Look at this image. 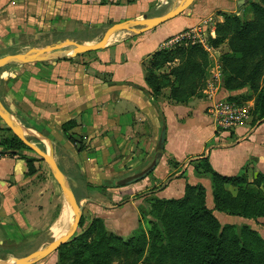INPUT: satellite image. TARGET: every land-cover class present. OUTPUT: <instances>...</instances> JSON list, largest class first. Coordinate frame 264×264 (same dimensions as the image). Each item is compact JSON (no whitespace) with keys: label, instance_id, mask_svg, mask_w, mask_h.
Masks as SVG:
<instances>
[{"label":"crops","instance_id":"1","mask_svg":"<svg viewBox=\"0 0 264 264\" xmlns=\"http://www.w3.org/2000/svg\"><path fill=\"white\" fill-rule=\"evenodd\" d=\"M185 1L0 0V59L68 42L94 45L113 26L142 29ZM218 1L195 0L181 15L141 35L115 32L104 49L69 55L77 50L70 46L45 60L0 69V102L23 139L52 157L81 218L101 220L107 233L124 241L139 231L140 208L147 209L148 200L180 199L186 184L202 185L213 209L211 182L195 175L192 166L199 159L208 158L223 177H236L244 168L250 177L264 174V122L252 131L245 125L217 134L204 95L180 104L169 99V89L154 97L145 82L150 58L196 29L202 34L199 45L211 57L220 52L221 68L228 48L214 49L208 41L223 21L216 14L230 13L238 2ZM222 91L217 98L247 92ZM14 137L0 118V263L5 264L44 250L73 223L72 208L49 167L25 145L26 152L9 149L5 142ZM29 264H58L57 254Z\"/></svg>","mask_w":264,"mask_h":264},{"label":"trees","instance_id":"2","mask_svg":"<svg viewBox=\"0 0 264 264\" xmlns=\"http://www.w3.org/2000/svg\"><path fill=\"white\" fill-rule=\"evenodd\" d=\"M250 8L252 19L247 21L222 14L215 38L208 42L214 49L227 46L228 52L220 57L223 89L249 91L246 99L230 96L227 100L239 105L252 101L251 125H255L264 121V0H256ZM210 63L201 45L182 40L150 58L145 82L154 97L169 89V99L183 104L202 98ZM5 144L12 151L28 150L15 137ZM32 162L28 161L29 173ZM192 166L195 175L210 180L215 211L246 220L264 218V174L254 173L249 182L248 168H244L236 177H223L212 169L208 158ZM227 186L239 187L235 197ZM150 202L149 212L140 208L142 221L149 219L148 229H140L126 241L107 233L99 219L92 220L82 233L81 218L79 234L69 244L75 242L78 249L60 247L58 264H67L70 255L77 260L73 264H112L116 258H124L126 264H264V239L248 226L222 227L206 207L202 185L186 184L183 197L177 200Z\"/></svg>","mask_w":264,"mask_h":264},{"label":"water","instance_id":"3","mask_svg":"<svg viewBox=\"0 0 264 264\" xmlns=\"http://www.w3.org/2000/svg\"><path fill=\"white\" fill-rule=\"evenodd\" d=\"M194 2H195V0H186L185 3L183 4V6H181L180 8L176 9L175 11H173L172 13H170L164 17H161V18H158V19L152 21L151 23L147 24L142 29H130L126 25L113 26L107 32L105 38L102 41H100L99 43L94 44V45L82 46V45H79L76 43L68 42V43L63 44V45L60 44L58 46L47 47L42 52H33V53H29V54H24V55L18 54V55L6 56V57L0 59V69L7 66V65L14 64V63L22 64V63H29V62H36V61L45 60L48 54H50L52 52H56V51H62V49L70 47V46L76 47L77 50L74 52L66 53L69 55L73 54V53L74 54L85 53V52L104 49L106 47L107 43L110 41L111 36L115 32L124 30V31H129L135 35H141V34L153 31L156 28H158L159 26L163 25L164 23L174 19L175 17H177V16L181 15L182 13H184L185 11H187L193 5ZM243 2H244V0L239 1L237 3L238 6L243 4ZM0 118L5 123V125L12 131V133L25 146L30 151H32L35 155H37L41 160H43L45 162V164L49 167V169L51 170L53 176L55 177L66 201L69 203V205L73 211V223H72L69 231L67 232V234L63 238L55 241L53 244L49 245L44 250L35 252L33 254L28 255L27 257L18 259L13 263H8V264H29V263H32L34 261H37V260H40L42 258L50 256L51 254L55 253L60 247L65 245L69 240H71V238L76 234V232L79 228L80 221H81V214H80V209H79V206H78V203H77L75 197L73 196V194L71 193V191L67 187L65 180H64V177H63L62 173L60 172V170L58 169V167L55 164L52 157L49 154L42 152L39 148H37L32 143L23 139L20 130L18 129L16 124L12 121L10 115L8 114V112L6 111V109L4 108V106L2 105L1 102H0ZM0 264H5V263H0Z\"/></svg>","mask_w":264,"mask_h":264},{"label":"rangeland","instance_id":"4","mask_svg":"<svg viewBox=\"0 0 264 264\" xmlns=\"http://www.w3.org/2000/svg\"><path fill=\"white\" fill-rule=\"evenodd\" d=\"M236 1L239 2L241 0H236ZM219 2H220V0L218 1V5L221 4V2L220 3ZM254 2H256V0H244L243 4H241L240 6H238V4L232 5L230 13L227 10V11H224L223 13L222 12L221 13H217L216 16H221L222 14H227V15H232V16L239 17V18L247 21L250 18V13H252L250 5L252 3H254ZM241 10H243V12H241ZM215 23H216V21L213 22V24H215ZM213 24H212V27H214ZM178 37H180V36H178ZM182 40H186L187 42L193 43L191 40H189L187 38L186 39H182ZM182 40H179L175 44L181 42ZM175 44H173L172 47ZM224 47H225V45L221 46V49H224ZM211 54L213 55V57H211V55L208 54L210 59H211L210 60L211 63H210V67L208 69V74H207V77H206L205 86H204V89L202 90V95H204L206 97L207 93H211L210 91H212V93H214L213 95L216 97V100H217V99H219L217 97L221 96V95H219V92L220 91L223 92L222 90H224L223 89V85H222V70H221V68L218 69V65H217V62H216L217 59L219 58L220 52H218V53L211 52ZM218 71H220V75L219 76H218ZM217 94L219 96H217ZM238 96H239L238 98H240V99H246L247 97L250 96V93L247 90L246 93L240 94ZM248 103L251 104L252 101H249V102L245 103L244 105H246ZM251 120L246 124V126L250 125V131H252L258 125H260L261 123L264 122V121H262L261 123H256L255 125H251ZM24 152H26V151L24 150ZM27 153H28L29 156H34L33 154H31L29 152H27ZM37 158H39V157H37ZM42 164L44 166H46L44 162ZM246 174L248 175V179H250L249 182H252L253 174H251L252 176L250 177L249 176V172L247 170H246ZM226 188L231 193L232 196L235 197L237 195V191H238L239 187H237V186H227ZM147 203H148V206H147L148 208L147 209L145 207H141V208H143L145 211L149 212L151 210L152 202H150V200H148ZM213 205H214V203H213ZM207 206L209 207L208 202L206 201V207ZM214 208L215 207L213 206V209H209V210H211L213 212L214 217L218 220V222L220 223V225L222 227H224L226 225H229V226H236L238 229H240L242 226H248L250 229L256 231L264 239V218H259L257 220H246V219H243V218H240V217H233V216L224 215L222 213H219V212L215 211ZM223 217L233 218L235 221H231L230 219L229 220H225V219H223ZM82 218H83V229H82L83 231H82V233H85L86 230L89 229L92 220H88L87 217H82ZM148 220L149 219H144V222L143 221L141 222L140 229H142V228H143V230H147L148 229V225H147V223L149 222ZM138 232H135V234H133V235H137ZM78 234H79V230H77L76 234L71 238V240H69L65 245H63V246H66L68 251L69 250H75V252L77 251L78 244H75V242H74V244H71V245H69V244L71 243V241ZM89 240H90V238H89ZM69 259L70 260L68 261L67 264H73V262H77V260L74 259V257H72V255H70ZM126 263H127V261L124 258H116V259H113V261H112V264H126ZM137 264H143V263L141 261V262H139Z\"/></svg>","mask_w":264,"mask_h":264},{"label":"built area","instance_id":"5","mask_svg":"<svg viewBox=\"0 0 264 264\" xmlns=\"http://www.w3.org/2000/svg\"><path fill=\"white\" fill-rule=\"evenodd\" d=\"M201 31L199 29L185 32L180 37L175 38L169 43L172 46L176 42L182 39H189L195 44H202ZM219 69V67H218ZM220 71H218V76ZM207 93L206 98L209 101L207 107V114L212 118L215 132L225 133L233 132L237 128L246 125L251 120V104L239 105L234 102H230L227 98L215 99L214 93Z\"/></svg>","mask_w":264,"mask_h":264},{"label":"bare ground","instance_id":"6","mask_svg":"<svg viewBox=\"0 0 264 264\" xmlns=\"http://www.w3.org/2000/svg\"><path fill=\"white\" fill-rule=\"evenodd\" d=\"M63 224V223H62Z\"/></svg>","mask_w":264,"mask_h":264}]
</instances>
